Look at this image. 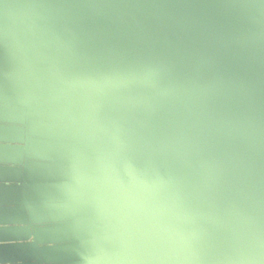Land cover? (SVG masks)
Segmentation results:
<instances>
[{
	"label": "water",
	"instance_id": "95a60500",
	"mask_svg": "<svg viewBox=\"0 0 264 264\" xmlns=\"http://www.w3.org/2000/svg\"><path fill=\"white\" fill-rule=\"evenodd\" d=\"M0 264H264V0H0Z\"/></svg>",
	"mask_w": 264,
	"mask_h": 264
}]
</instances>
